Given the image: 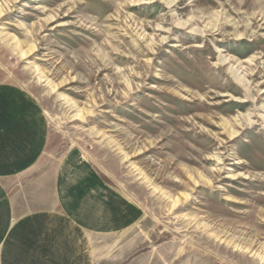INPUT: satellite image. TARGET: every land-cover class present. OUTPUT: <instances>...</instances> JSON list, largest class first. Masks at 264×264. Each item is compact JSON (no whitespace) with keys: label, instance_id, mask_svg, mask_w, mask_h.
I'll list each match as a JSON object with an SVG mask.
<instances>
[{"label":"rangeland","instance_id":"374dc122","mask_svg":"<svg viewBox=\"0 0 264 264\" xmlns=\"http://www.w3.org/2000/svg\"><path fill=\"white\" fill-rule=\"evenodd\" d=\"M262 105L264 0H0V264H264Z\"/></svg>","mask_w":264,"mask_h":264},{"label":"bare ground","instance_id":"6f19581e","mask_svg":"<svg viewBox=\"0 0 264 264\" xmlns=\"http://www.w3.org/2000/svg\"><path fill=\"white\" fill-rule=\"evenodd\" d=\"M165 3V6L170 9L172 11V8L175 7V1L176 0H161ZM179 22V21H178ZM185 24L187 23H184L183 24H180L182 26H185ZM179 25V26H180ZM183 28V27H182ZM186 29H189V31L191 33H194V34H198L200 33V31H197L196 29L192 28L191 25H187L186 26ZM219 62L220 64L224 65L225 63H227L229 65L228 67V70H229V73L232 75V77L234 78V80L241 86L244 87V89L246 91H248L249 93V90L251 89L250 85H249V82L246 81V79H244V74H242V71L239 70V68L237 67H234L232 64L230 65V61L226 58V57H220L219 58ZM259 111H262V114L258 115L260 117V119H262L264 121V105L260 106L259 107ZM247 121H249V119H247ZM226 122V121H225ZM227 125V124H226ZM230 126V125H228ZM225 130L226 132L229 134V135H235L237 134L235 131H233L231 129V127L227 128L225 126Z\"/></svg>","mask_w":264,"mask_h":264},{"label":"crops","instance_id":"0c3cea01","mask_svg":"<svg viewBox=\"0 0 264 264\" xmlns=\"http://www.w3.org/2000/svg\"><path fill=\"white\" fill-rule=\"evenodd\" d=\"M49 209H50V208H49ZM65 211L68 212L69 215H72V214H71V210H67V209L65 208ZM7 219H8V218H7ZM4 226H5V227H4V228H5V229H4V231H5V232H4V233H5L4 235L7 236V235H8V234H7L8 230H10V228H12L14 225H13V222H12V223H9V220H7L6 225H4ZM1 233H2V232H0V235H2ZM90 238H91V235H90V234H87V241H88V244H89V240H90ZM3 239H4V236H3ZM3 239H2V240H3ZM2 240L0 241V243H1V244H0V249H2V248H1V245L3 246V243H2L3 241H2ZM3 251H6V252L8 251L7 246L4 247ZM23 260H24V259H23ZM27 261H29V260H27Z\"/></svg>","mask_w":264,"mask_h":264}]
</instances>
